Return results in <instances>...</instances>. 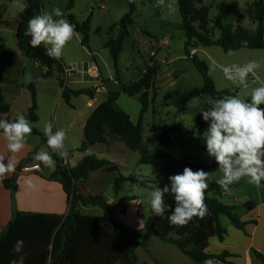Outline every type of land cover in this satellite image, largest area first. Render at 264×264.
<instances>
[{
  "label": "trees",
  "instance_id": "obj_1",
  "mask_svg": "<svg viewBox=\"0 0 264 264\" xmlns=\"http://www.w3.org/2000/svg\"><path fill=\"white\" fill-rule=\"evenodd\" d=\"M41 0H24V8L18 12L16 20L15 39L16 45L23 56L33 62L39 63L45 71L32 80L27 89L30 93L31 105L27 110L26 118L34 123L37 121L36 88L45 79L53 75L55 68H59L58 60L50 59L44 51L43 46L33 48L29 45L30 37L25 36L28 21L35 15L41 13ZM128 7L127 12L121 17L117 24L118 34L115 39L106 42L105 47L109 50L113 67L118 62L122 51L124 40L128 37V28L134 23L136 11L135 0H125ZM178 11L185 36L184 53L190 59L202 78L200 94L208 98H227L231 94L227 91L218 92L213 80L208 74V68L204 61L198 59L195 54L190 55L191 50L198 46L221 48L224 53H231L241 49L264 50V4L263 0H257L253 19L256 22L254 31L243 27L238 21L235 24L227 22L231 16L227 6L222 4L219 13L213 19H209V9L203 5V0H177ZM74 5V0H68L67 10ZM90 15L78 26L76 33L81 35L80 44L87 46L90 33ZM0 25H7L0 14ZM218 32L217 39H213L212 32ZM246 42V43H245ZM159 71L156 62L151 61L141 72L136 81L120 85L118 92L109 93L107 98L101 102L87 119L83 130V143L79 151L84 152L87 147L95 144H106L113 140L131 151L140 152L139 164L155 165L159 163L162 179L160 188L168 184V177L182 173L185 167L193 171L203 169L204 171L220 172L214 162L203 164L192 160H183L169 153L170 135L173 128L169 125L152 123L150 133L156 142L158 149L148 153L142 144L143 115L155 102V78ZM63 101L70 105L72 97L85 95L94 98V89L72 90L65 86L64 80L59 81ZM119 93L129 97L137 96L141 105L140 114L136 124L130 121L129 116L115 107ZM0 95V102L1 100ZM209 100V99H208ZM208 101L205 102L196 116L198 136H202L206 123L202 120L201 111L207 110ZM8 107L0 105V114L6 113ZM155 114V111L153 110ZM32 134L40 138L41 143L48 149L46 138L43 133L33 128ZM53 155L56 166L52 169L49 179L58 182L67 197L69 206L66 216L55 214H32L15 213L13 218L0 233V264H10L19 254L13 251V245L17 239L24 241L23 254L26 255L25 264H137L138 257L136 249L145 248L144 241L155 237L162 243L168 244L189 258L194 264H207V262H219L229 264L227 261L231 255L222 252L218 255L206 252L209 241L216 238L223 242L227 235L226 228L221 223L225 217L231 226L243 232L248 223L256 224V221H242L239 211H251L255 203L252 200L243 205L225 204L219 198L225 192L216 180L209 183L205 203L207 214L203 219L194 217L192 221L184 226L171 225L164 217L155 216L148 207L149 216L141 229H130L122 223L115 215L111 206L101 196L83 195L80 185L87 180L91 172L102 170L103 172L115 173L112 182L113 194L116 197L126 183L137 186L143 181L132 177H124L119 172V166L95 155H86L76 165L70 167L64 164L65 159ZM24 161L20 163L23 164ZM19 168V167H18ZM243 180L231 187V190L239 187ZM155 182H146V188H151ZM7 189H14L15 180L3 181ZM135 197H125L120 203L135 201ZM166 203L175 207L170 196L166 197ZM79 206H97L101 208L102 216L82 215L78 211ZM255 258L264 264V255L254 249ZM151 257L150 253L147 252ZM155 264H160L153 259Z\"/></svg>",
  "mask_w": 264,
  "mask_h": 264
},
{
  "label": "rangeland",
  "instance_id": "obj_2",
  "mask_svg": "<svg viewBox=\"0 0 264 264\" xmlns=\"http://www.w3.org/2000/svg\"><path fill=\"white\" fill-rule=\"evenodd\" d=\"M135 1L134 23L128 28L130 34L123 42L117 68L114 69L112 67L110 58L106 56V63L100 62L99 64L101 75L103 78H106L109 73L113 77L118 75L120 83L127 84L138 79L140 73L149 65L150 60L152 61L154 58L159 67L156 77L157 79H162V81L161 85L156 89L157 99L154 102V106L150 107L143 115V149L150 154H153L158 149L150 133L152 123L169 125L173 128V133L170 135L169 153L183 160L210 164L214 160L207 158L202 144L203 137L206 135L207 124L202 136H198L196 133L197 113L209 98L199 93L203 84L202 78L184 53L185 36L177 0H162V3H159L158 0ZM104 2L106 6L104 10L98 8L99 0H74V6L69 10H67L68 0H41L40 3L41 13L50 12L53 8L59 7L64 12V18H67L70 23L76 26L80 25L91 12L90 42L88 47L93 51V49H100L104 41L116 38L118 27L114 26V24H117L128 10L125 0H105ZM256 2L257 0H203V5L208 7L209 19L213 20L219 13L220 6L225 4L228 12L231 14L227 22L235 24L238 21L246 29L254 31L256 22L252 16ZM24 6V0H0L1 18L7 22L6 26L0 25V66L5 64L7 68L2 69L0 67V93L3 97V103L11 106V112L9 113L11 118L15 117V115L26 113L31 102L27 85L37 75L34 64H38V69L43 68L39 63L26 59L16 45L17 14ZM212 34L213 39H217L218 32L215 31ZM80 37L78 34L66 45L61 57L65 65L71 70L65 74L63 66L59 65V68L54 69L57 74L47 78L44 83L37 86L41 118L38 125L33 126V128L43 130L45 124L51 122L47 114L49 109H52L51 105L54 103L53 100L59 91L57 75L59 74L61 80L65 81V77L68 74H71L73 71L78 72L90 65L88 52L80 44ZM156 40L161 41V48L157 51L151 48L150 53L149 50L146 51L147 54L149 53L148 56H143L144 49H147V42H151L154 45L156 44ZM192 54H195L198 59L206 63L208 74L218 92L227 91L231 94L230 96L236 95L242 99H247V93L252 88L264 85V50L241 49L231 53H224L217 46H198L194 53L190 52V55ZM213 60L216 61L217 65H243L250 60H256L262 66L254 74L250 75L248 81L249 88L244 89L237 88L227 81L218 67L213 71L211 68V61ZM64 84L69 89L95 85L89 82H71V78L65 81ZM115 90L116 87L112 91ZM104 94V92L97 94V100L102 101ZM82 98L84 97L73 100L75 107H80ZM116 106L129 114L133 121H136L141 108L137 96L129 97L122 93L118 95ZM261 107H264V105ZM56 110L57 114H59V112L68 109L61 101ZM2 117L7 119L8 115L4 114ZM72 119L71 115L59 118L56 122V129L62 128L66 131L68 122ZM80 133V124L76 121L74 128L70 129L69 133H66V148L69 152L68 159L70 160V164H74L77 161L74 147L77 139L81 137ZM28 141L40 142L39 146L33 151L32 159L36 161L35 153L41 150L46 151V147L41 143L40 138L33 134L28 138ZM123 148L124 151L118 152L119 154L116 158L103 157L112 159V162L119 166V172L124 177L136 178L143 181V183L139 186L126 183L119 192V197H115L112 184L109 182L112 174L99 173L101 177L97 178V180L100 181L96 182L97 184L95 185H87V189H89L88 191L92 195L101 196L107 202L115 200V204H113L111 209L115 211L116 217H120L119 220L121 222L129 224V226H126L130 229L138 230L143 227L145 220L149 216L150 191L160 187L162 179L160 164H139L140 152ZM90 150V154H94L98 158H100L99 155H102L99 151ZM36 162L39 163L38 161ZM64 164L66 163L64 162ZM39 166L44 171L48 169L40 165V163ZM207 172L208 184L211 181H217L222 175L221 172ZM148 181L155 182V184L151 188H146V182ZM125 197H135L136 200L120 203V200ZM261 197H264V189L258 190L243 180L239 187L223 194L219 199L225 204L243 205L247 199L258 201ZM242 212L239 211L241 217ZM80 213L98 216L102 214V210L97 206H86L81 209ZM221 223L225 228L231 226L225 217L221 218ZM152 239L153 241L149 244L151 254L161 259L165 264H176L177 259L172 255L171 251L160 245L158 242L161 241L157 238ZM169 247L175 249L172 246ZM149 251L141 247L136 249L138 264H148V262L143 261V258L146 254L148 255L147 252ZM152 255L151 257L155 259Z\"/></svg>",
  "mask_w": 264,
  "mask_h": 264
},
{
  "label": "clouds",
  "instance_id": "obj_3",
  "mask_svg": "<svg viewBox=\"0 0 264 264\" xmlns=\"http://www.w3.org/2000/svg\"><path fill=\"white\" fill-rule=\"evenodd\" d=\"M158 2L162 3V0ZM75 29L76 25L64 18V12L59 7H55L50 12L33 16L28 21L25 36L30 37L28 42L31 47L43 46L50 59L59 60L66 45L78 35ZM261 66L256 60L243 65H217L216 61H211L213 71L218 67L227 81L244 89L249 88L250 75ZM247 97H212L208 100V109L200 112L207 124L202 141L205 154L209 160L215 161L222 173L216 183L225 192L231 191V187L242 180L258 190L264 189V107H261L264 105V85L252 88ZM32 131V124L24 114H18L12 120L0 118V137L6 141L9 153H19ZM43 133L51 153L67 159L69 152L65 145V130H54L53 123L48 122ZM52 154L41 150L35 153V159L44 167L54 168L56 161ZM4 160L5 157L0 156V177L14 171V165L11 162L5 164ZM28 186L32 187L31 181ZM208 187V172L185 167L182 173L169 176L168 184L163 188L150 191L149 207L155 216L164 217L167 213L171 225L184 226L194 217L203 219L207 214L205 199ZM167 196L172 197L174 208L166 203ZM23 247L24 241L17 239L13 251L19 255L10 264H25Z\"/></svg>",
  "mask_w": 264,
  "mask_h": 264
},
{
  "label": "crops",
  "instance_id": "obj_4",
  "mask_svg": "<svg viewBox=\"0 0 264 264\" xmlns=\"http://www.w3.org/2000/svg\"><path fill=\"white\" fill-rule=\"evenodd\" d=\"M104 1L105 0H99V3L97 6L100 10H104L106 7ZM90 16H91V12H90ZM110 40L108 39L104 41L100 49H93V51H91L90 48L88 47L89 46L88 44L90 42V40H88L87 46H82V47H84L86 51L88 52V58H89L90 65H88V67L82 68V70L78 72L73 71L71 74H68L65 77V81H68L69 78H71V82L80 81L81 83H87V82L94 83L95 85L90 86V87L78 88V89H94L95 90L94 98L90 99L89 97L85 95H81L78 97H72L73 99L72 98L70 99V105H67L62 99L61 89L59 87L58 94L55 96L53 100L54 103L51 105L52 109L50 108L47 114V116L51 119V122L54 125V130H56V122L59 120V118H62L65 115H68V116L71 115L73 117V119L68 122V126H67L68 128L65 131L66 133H69L70 129L74 128L75 121L80 124V132H81L80 136L81 137L77 139L76 145L74 147L77 161L74 164H70V160L68 158L65 159L64 161L70 167H72L73 165H76L86 155H92L90 154L91 153L90 149L101 152L102 155H99L100 159H105V160H108L109 162H112L113 160L106 159L103 156H109V158H116L117 155L119 154L118 152L124 151V148H123L124 146L113 140L107 142L106 144H95L93 146H89L84 152L79 151V148L81 147L83 143V130L87 122V119L92 114L94 109L101 102H103V100L107 98V95L109 93L118 92L120 89V85H123L120 83L117 77L118 75L113 77L112 74L109 73V75L106 78H103V76L101 75L99 64L100 62L106 63L105 61L107 59L106 56L110 58L109 50L105 47L106 42ZM80 41H81V37H80ZM160 44H161V41L159 40H156V44L154 45L151 42H147V49L146 50L144 49L143 53L141 52V50L140 52L142 53L143 56H148L151 48H154L157 51L161 48ZM105 49H106V52H105ZM196 49L197 47L191 50V53H194ZM147 50H149L148 54L146 52ZM107 51H108V54H107ZM110 61H111V58H110ZM118 61H119V58H118ZM152 61H154V58ZM58 62L61 66H63L65 74H67L71 70L65 65L62 58H60ZM150 63H151V60H150ZM0 67L2 69H7L5 64H2ZM38 67H39L38 64L35 63L34 68L37 71V75L35 76V78L45 71L44 67L42 69H38ZM116 68H117V65L114 69ZM54 74H57L55 70L53 71V75ZM35 78H33L32 80H34ZM60 80H61V77L58 74L57 81L59 82ZM45 81L46 79L43 80L39 85H41ZM161 81L162 79L160 78L157 79V77L155 78V101L157 99L156 89L159 85H161ZM65 86L67 87V85ZM115 87H116V90L112 91L113 88ZM78 89H72V90H78ZM102 92L105 93L104 99H102V101L97 100L96 95ZM80 97H84V98H82L83 100H81L82 104L80 105V107L77 108L75 107L73 100L79 99ZM1 98H2L1 99L2 101L0 102V105L7 106L8 111L6 113L0 114V118H3L2 116L4 114H7L8 115L7 119L9 120L14 119L15 117L11 118L9 116V113L11 112V106L7 103H3L2 95H1ZM61 101L65 104L68 110H63L59 112V114H57L56 109H57V106H59ZM36 104H37V110H36L37 121L34 123H31L32 127L35 125L37 126L41 118L39 104H38L37 88H36ZM30 105H31V102H30ZM29 107L30 106H28V108ZM115 107L118 110H120L116 106V102H115ZM122 112L126 113L125 111H122ZM139 114H140V111H139ZM139 114H138V117H139ZM24 115H27V111ZM127 115L129 116L130 121L133 124L137 123L138 117L136 121H133L131 116L129 114ZM35 130H37L40 133H43V130H39L37 128ZM39 143L40 142H37V141L31 142L27 140L25 147L19 153L12 154V153H9L7 150L6 141H4L2 137H0V156L5 157V160H4L5 164H7V162H11L14 165V171H12L11 173H6L4 177H0V233L5 229V227L10 222V220L13 218L15 213L55 214V215H60V216H66V214L68 213L69 206L67 203V197L61 185L58 182L49 179L52 173L51 168H48L46 171H44L42 168L39 171L31 173V174H18L17 172L18 167L20 166V163L22 161H24V163H31V164L39 165V163H37L36 161H33L32 159L33 151L36 147L39 146ZM66 143L67 141L65 140V145ZM103 152H104V155H103ZM99 173L104 174L108 172H103L102 170L91 172L88 175L87 180L84 181L83 184L79 186L80 192L83 195H92L91 193H89L88 191L89 189H87L88 188L87 185L97 184L96 182L100 181V180L98 181L97 178L101 177ZM109 174H112L111 179L109 181L112 184L114 178L116 177V174L115 173H109ZM13 179L15 180V183H16V186L14 189H7L3 186V181H11ZM29 181H31L32 187L28 186ZM116 197H119V193ZM249 200H252V199H247L244 203H246ZM252 201L255 203L254 208L249 212H242V217H241L242 221H245V222H249L252 220L256 221V224L248 223L245 226V231L247 235H244L243 232L235 229L233 226H229L226 228L227 235L223 242H219L216 238L210 239L209 246L206 249L207 253L218 255L222 252H227L231 255V257L227 259L229 264H261L255 258L252 252V249L264 255V197H261L258 201H254V200ZM108 204L112 207L113 204H115V200L108 201ZM82 208L83 206L78 207L79 213ZM113 212L115 213V211ZM102 215H103V212L101 215H98V216H102ZM125 225L129 226V224H125ZM152 238H155V237H151L148 240L143 242V244L145 245V249L147 251H149L150 242L153 241ZM158 243L171 251L172 255L177 259L176 264H194L189 258L181 254L178 250L169 247L170 245L161 243V242H158ZM149 253L151 254L150 251ZM154 258L156 261L165 264L164 262H162L161 259L157 257H154ZM143 261L148 262V264H155L153 260L150 258V256H148L147 254L144 256ZM213 263L222 264L219 262H213ZM167 264H170V263H167Z\"/></svg>",
  "mask_w": 264,
  "mask_h": 264
},
{
  "label": "built area",
  "instance_id": "obj_5",
  "mask_svg": "<svg viewBox=\"0 0 264 264\" xmlns=\"http://www.w3.org/2000/svg\"><path fill=\"white\" fill-rule=\"evenodd\" d=\"M40 167L38 164L23 163L19 166L18 174H31L39 171Z\"/></svg>",
  "mask_w": 264,
  "mask_h": 264
}]
</instances>
